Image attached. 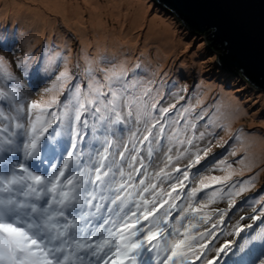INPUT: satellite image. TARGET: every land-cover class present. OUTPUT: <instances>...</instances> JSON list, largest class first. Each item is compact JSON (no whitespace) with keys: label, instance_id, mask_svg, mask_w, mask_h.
I'll use <instances>...</instances> for the list:
<instances>
[{"label":"snow or ice","instance_id":"6c2138e0","mask_svg":"<svg viewBox=\"0 0 264 264\" xmlns=\"http://www.w3.org/2000/svg\"><path fill=\"white\" fill-rule=\"evenodd\" d=\"M240 26L223 18L201 29L205 50L219 49L211 68L239 79L237 88L251 80L245 64L228 65L227 33ZM15 43L0 30V52ZM31 55H0V264H264V214L249 217L259 231L222 227L246 182L237 188L224 161V175H201L206 112L159 106L138 65L89 68L82 88L67 66L49 73L43 54L35 64ZM45 81L47 98L30 99ZM225 192L227 209L213 207Z\"/></svg>","mask_w":264,"mask_h":264},{"label":"rangeland","instance_id":"374dc122","mask_svg":"<svg viewBox=\"0 0 264 264\" xmlns=\"http://www.w3.org/2000/svg\"><path fill=\"white\" fill-rule=\"evenodd\" d=\"M12 1L0 0V30L15 31L11 51L0 52L10 61L31 53L29 63L35 64L43 54V66L49 73L58 75L67 66L79 76L82 88L89 68L98 73L101 68L138 65L136 79L141 89L152 88L159 106L174 104L173 112H177L191 105L197 113L206 112L197 125L198 132H206L205 141L197 143L210 146L211 153L201 175H224L218 167L224 161L235 170L232 182L237 188L246 182L241 196L232 197L236 205L222 227L231 230L236 223L247 222L260 230L261 221L249 217L264 214V88L247 78L239 88V79L226 83L221 75L230 77L229 72L211 68L219 50H205L201 41L206 33L186 30L176 16L153 0H92L93 4L77 0V7L72 3L54 9L47 1L36 0L23 6V13ZM28 1L20 3L28 5ZM57 53L59 66L51 62ZM50 83H41L30 99L47 98L43 89ZM208 119L213 123L205 127ZM123 135L126 139L129 134L125 130ZM228 200L225 192L213 207H228Z\"/></svg>","mask_w":264,"mask_h":264},{"label":"water","instance_id":"95a60500","mask_svg":"<svg viewBox=\"0 0 264 264\" xmlns=\"http://www.w3.org/2000/svg\"><path fill=\"white\" fill-rule=\"evenodd\" d=\"M153 1L166 13L176 16L182 26L194 34L205 33L201 29L208 23L223 18L238 19L241 22L239 30L227 33L235 43L228 65L245 64L251 77L248 80L264 88V0H210L196 5L183 0Z\"/></svg>","mask_w":264,"mask_h":264},{"label":"bare ground","instance_id":"6f19581e","mask_svg":"<svg viewBox=\"0 0 264 264\" xmlns=\"http://www.w3.org/2000/svg\"><path fill=\"white\" fill-rule=\"evenodd\" d=\"M36 0H29L28 1V5H24L23 3H20V2H25V0H13L12 1V4H13V6H16L17 8H19V12L20 13H23V9H22V7L23 6H30V5H33V2H35ZM46 1H47V3H49V4H47V5H49V6H51L53 9L54 8H58V7H61V6H63V5H65V4H68V5H70V4H75L76 2H77V0H39V2L40 3H42V4H46ZM85 3H87V2H91L92 0H83ZM93 2H95V0L93 1ZM93 2H91L90 4H93ZM97 4H99L98 2H96ZM76 5V4H75ZM76 7H77V5H76ZM13 18H11L8 22H12L13 20H12ZM41 21H44L43 19H40ZM7 22V23H8ZM2 29V28H1ZM9 31V30H8ZM9 32H12V34H14L15 33V31L13 30V31H9ZM62 38H63V36H62ZM61 38V39H62ZM65 39H67V38H65ZM63 40V39H62Z\"/></svg>","mask_w":264,"mask_h":264},{"label":"trees","instance_id":"16d2710c","mask_svg":"<svg viewBox=\"0 0 264 264\" xmlns=\"http://www.w3.org/2000/svg\"><path fill=\"white\" fill-rule=\"evenodd\" d=\"M214 72V71H213ZM212 72V73H213ZM214 74H216V73H214ZM221 74H223V73H221ZM215 76H218V74L217 75H215ZM221 77H223L224 78V81L226 82V83H228L229 85L230 84H234L235 82H236V79H233V78H231V77H229L228 75H227V73H224L223 75H221ZM229 77V78H228ZM238 92V91H237Z\"/></svg>","mask_w":264,"mask_h":264}]
</instances>
